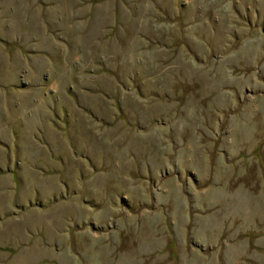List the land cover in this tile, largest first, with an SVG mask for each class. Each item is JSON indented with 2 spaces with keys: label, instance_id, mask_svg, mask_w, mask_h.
Masks as SVG:
<instances>
[{
  "label": "rangeland",
  "instance_id": "1",
  "mask_svg": "<svg viewBox=\"0 0 264 264\" xmlns=\"http://www.w3.org/2000/svg\"><path fill=\"white\" fill-rule=\"evenodd\" d=\"M0 264H264V0H0Z\"/></svg>",
  "mask_w": 264,
  "mask_h": 264
}]
</instances>
